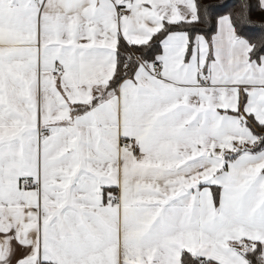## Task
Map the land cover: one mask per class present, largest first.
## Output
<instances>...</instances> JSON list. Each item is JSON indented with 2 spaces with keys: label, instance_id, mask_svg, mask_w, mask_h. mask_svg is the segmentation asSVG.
<instances>
[{
  "label": "snow or ice",
  "instance_id": "snow-or-ice-1",
  "mask_svg": "<svg viewBox=\"0 0 264 264\" xmlns=\"http://www.w3.org/2000/svg\"><path fill=\"white\" fill-rule=\"evenodd\" d=\"M0 264H264V0H0Z\"/></svg>",
  "mask_w": 264,
  "mask_h": 264
},
{
  "label": "trees",
  "instance_id": "trees-1",
  "mask_svg": "<svg viewBox=\"0 0 264 264\" xmlns=\"http://www.w3.org/2000/svg\"><path fill=\"white\" fill-rule=\"evenodd\" d=\"M213 2H219V0H213Z\"/></svg>",
  "mask_w": 264,
  "mask_h": 264
}]
</instances>
